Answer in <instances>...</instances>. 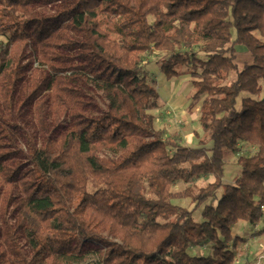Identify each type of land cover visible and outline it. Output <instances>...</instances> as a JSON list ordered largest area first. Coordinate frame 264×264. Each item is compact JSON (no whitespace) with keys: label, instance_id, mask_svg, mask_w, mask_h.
I'll list each match as a JSON object with an SVG mask.
<instances>
[{"label":"trees","instance_id":"obj_1","mask_svg":"<svg viewBox=\"0 0 264 264\" xmlns=\"http://www.w3.org/2000/svg\"><path fill=\"white\" fill-rule=\"evenodd\" d=\"M0 37V264H236L264 216V0H0ZM152 52L191 78L195 147L155 127Z\"/></svg>","mask_w":264,"mask_h":264},{"label":"rangeland","instance_id":"obj_2","mask_svg":"<svg viewBox=\"0 0 264 264\" xmlns=\"http://www.w3.org/2000/svg\"><path fill=\"white\" fill-rule=\"evenodd\" d=\"M149 21H152V18H149ZM5 42V38L0 37V44L3 45ZM237 50L239 53L237 58L238 64L249 61L248 54L245 50L241 48H237ZM160 60V55L155 54V52L149 53L143 58V67L147 69L150 79L153 80L154 78L156 89L159 94L158 108L151 112L155 117V127L156 129L164 130L165 137L173 138L181 145L195 147L198 145V141L202 138L203 134L198 124L200 116L199 104L193 107L189 106L188 99H190V96L193 93L191 78L189 75H185L167 80L159 71L158 63ZM230 79H233V77L230 76ZM261 86V94L255 99H260L264 96V83H261ZM161 95H164L165 98L173 96L174 98H177V100L176 102H173V104L171 102L167 103L163 101ZM184 98H186L187 102H185ZM255 150V147L240 144L238 154L228 153L225 155V171L223 179L225 184L233 183L235 177L239 173L240 168L236 165L237 157L239 155L251 156ZM211 181L212 178L203 177L188 185L177 183L173 186L172 191L178 192L187 186L200 188ZM172 203L189 210L193 208V204H191L188 199L174 200ZM200 210L201 209L194 212V220L197 222L202 221ZM256 229L253 230V226L243 221L238 222L232 227V231L237 232L235 234L237 237H243L241 238L242 241L238 240V243L231 246V248L234 249L233 251L237 259L236 264H264V216ZM209 253V246L190 250L191 255H207ZM89 260L90 258L83 264H87Z\"/></svg>","mask_w":264,"mask_h":264},{"label":"crops","instance_id":"obj_3","mask_svg":"<svg viewBox=\"0 0 264 264\" xmlns=\"http://www.w3.org/2000/svg\"><path fill=\"white\" fill-rule=\"evenodd\" d=\"M164 95H161V98L163 99V101L164 102H167V103H172L173 104V102H176V100H177V98H174L173 96H168L167 98H165V96L163 97ZM183 96V95H182ZM184 96H186V95H184ZM168 98H170V99H168ZM188 98V97H187ZM167 100H170V101H167ZM184 100H185V102H187V100H186V98H184ZM189 100V99H188ZM199 124V123H198ZM258 227V224L257 225H254L253 226V230H255L256 228ZM257 230V229H256ZM233 233L234 234H236L237 232L236 231H233ZM239 238V241H242V239L241 238H243V237H241V236H238ZM236 261H237V259L235 260V263H236Z\"/></svg>","mask_w":264,"mask_h":264},{"label":"built area","instance_id":"obj_4","mask_svg":"<svg viewBox=\"0 0 264 264\" xmlns=\"http://www.w3.org/2000/svg\"><path fill=\"white\" fill-rule=\"evenodd\" d=\"M261 209L264 211V206H262Z\"/></svg>","mask_w":264,"mask_h":264}]
</instances>
